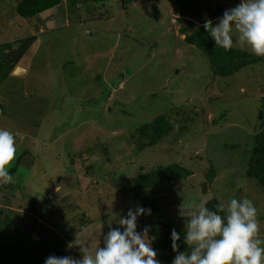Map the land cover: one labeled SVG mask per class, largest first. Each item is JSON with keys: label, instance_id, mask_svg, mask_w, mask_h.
Wrapping results in <instances>:
<instances>
[{"label": "rangeland", "instance_id": "1", "mask_svg": "<svg viewBox=\"0 0 264 264\" xmlns=\"http://www.w3.org/2000/svg\"><path fill=\"white\" fill-rule=\"evenodd\" d=\"M19 1L0 0V43L36 39L20 59L25 72L0 84V129L16 135L18 150L10 169L15 183L0 184V231L9 229L14 242L26 234L38 240L56 232L65 242L76 235L95 250L103 246L97 225L114 224L132 204L155 207L150 226L160 217L167 230L182 205L186 221L190 209L212 197L225 205L248 198L264 239V189L246 176L253 136L264 130V58L232 76H213L206 55L179 39L170 0H65V11L44 14L39 33L41 14L18 17L12 11ZM240 3L200 0L202 12L193 19ZM233 49L254 55L246 47ZM158 116L172 130L154 146L137 148L147 140L139 129ZM172 164L193 176L135 189L132 179L141 172ZM10 206L36 212L42 229H30L32 217ZM185 224L177 231L183 240Z\"/></svg>", "mask_w": 264, "mask_h": 264}, {"label": "clouds", "instance_id": "2", "mask_svg": "<svg viewBox=\"0 0 264 264\" xmlns=\"http://www.w3.org/2000/svg\"><path fill=\"white\" fill-rule=\"evenodd\" d=\"M203 27L217 47L231 50L247 48L264 58V0H241L236 7L225 10L217 25L206 20ZM234 33L236 34L234 37ZM16 135L0 129V184H14L10 169L17 160ZM181 208V215L185 217ZM151 215V210L137 207L127 217L115 222L100 245L93 251V242L79 244L82 259L50 255L45 264H159L152 247L149 228L137 231L138 216ZM223 213L224 215L218 214ZM184 243L187 252H179L181 237L172 230V248L177 252L173 264H264V239L260 236L258 210L248 199L233 198L210 211L203 203L187 212ZM123 228V231L120 228ZM69 247H72L70 244Z\"/></svg>", "mask_w": 264, "mask_h": 264}, {"label": "trees", "instance_id": "3", "mask_svg": "<svg viewBox=\"0 0 264 264\" xmlns=\"http://www.w3.org/2000/svg\"><path fill=\"white\" fill-rule=\"evenodd\" d=\"M62 0H20L15 7V14L22 19H32L45 11L61 5ZM178 19L181 24L179 27L180 34L184 35L183 42L202 51L209 62L213 76L222 78L232 76L241 69L252 66L262 61L261 57L250 55L236 49L225 50L217 47L215 42L211 41L208 32L203 27L206 20H211L213 25L216 18H222L225 9L223 7L214 10H206L204 19L197 22L193 17L201 14L200 0H173ZM38 30V28H36ZM35 36H28L14 42H5L0 44V84L9 77L22 56L32 45ZM262 118L264 122V102L261 106ZM172 130V125L164 116L156 117L152 122L142 126L138 131L140 139L147 140L141 142L137 148L142 149L145 146H154L160 139L166 137ZM134 135H132V139ZM254 150L251 155L246 176L255 179L258 185L264 189V130L257 132L253 136ZM13 174V172H10ZM193 172L179 164L169 166H158L148 172H141L132 179L135 189L143 191L154 187H164L171 182L179 180H188ZM215 176V170L211 166L209 172L205 174L206 184L211 186ZM182 189V188H181ZM220 202L212 197L203 203L210 211H217V205ZM144 207V204L141 205ZM2 209V214L6 209ZM21 209V208H19ZM31 211V208H28ZM31 213L35 216L36 212ZM224 215L223 213H218ZM47 220V219H46ZM49 220V219H48ZM51 221V220H50ZM5 224V223H4ZM51 224L48 222V225ZM1 226H6L1 225ZM8 227V226H7ZM9 229L0 231V264H38L43 258L52 254L63 247L65 244L64 235L59 236L58 233H52V236H40L36 241L30 240L26 234L25 241L14 242L8 236ZM179 252H187L188 246L183 239L178 242ZM155 251L160 249H168V253L163 254L162 258L168 264H173V260L177 252L172 248V239L167 235L166 239L159 237L153 242Z\"/></svg>", "mask_w": 264, "mask_h": 264}, {"label": "crops", "instance_id": "4", "mask_svg": "<svg viewBox=\"0 0 264 264\" xmlns=\"http://www.w3.org/2000/svg\"><path fill=\"white\" fill-rule=\"evenodd\" d=\"M17 1H19V0H17ZM134 1H140V0H134ZM148 1V0H147ZM170 2H171V4H172V7H173V9H172V13H171V21L173 22V18H174V12H173V10H174V8H175V6H174V3H173V0H170ZM18 4V2H16V4H15V6ZM131 6H133V3L131 4ZM55 9H58L59 10V13L61 12H63V11H65L66 10V7H65V0H62V3H61V5H59V6H57V7H54V8H52L51 10H48V11H52V13H54L55 12ZM48 11H45L43 14H41V16L38 18V26H37V28H38V30H35L36 31V33H39V32H41V25L43 24V21H44V14L46 13V12H48ZM13 13H15V10L14 11H12ZM47 16V15H46ZM45 16V17H46ZM53 16V15H52ZM220 18H216L214 21L216 22L217 20H219ZM214 22V23H215ZM181 26V25H180ZM179 26V27H180ZM175 30H176V26H175ZM177 32H178V37H179V39H181V40H183L184 39V35L183 34H180V32H179V30H177ZM90 34V33H89ZM35 37H36V35H35ZM35 41V40H34ZM2 43H5V42H2ZM1 44V43H0ZM20 62L21 61H19V63H18V66L15 68V69H17V71H18V68H19V70H21V71H19V73L16 71L15 73L13 72L10 76H14V77H18V75L21 73H24L25 72V69L22 67V65L20 64ZM193 176V175H192ZM189 178H191V177H189ZM162 186H160V187H154L155 189H158V188H161ZM152 189V188H151ZM154 202V204L155 203H157V202H162V199H160V201H153ZM200 202V201H199ZM137 204V203H136ZM129 205V204H128ZM141 207V205H135L134 206V204H132V206H127V207H125L123 210H121V211H123L122 213H121V216L120 217H127V214L125 213V212H128L129 210H133V211H135V209L137 208V207ZM2 208V207H1ZM5 208V207H4ZM8 208V210L9 211H12V212H14L15 214L16 213H20V214H22V215H27L28 217L30 216V217H32L31 219H33V223H31V225H29V227H30V229L32 228V227H34V228H37V226H38V224H36V220H39V221H41L40 219H37V218H35V216H33V214L31 215V214H28V213H26V212H23V210L22 209H19L18 207H16V208H18V209H15V208H12L11 206L10 207H7ZM154 209H155V207H153V208H151V215H146V216H144V217H142V219H144L145 221L142 223V225H140V223L142 222V219L140 220V216H138V219H137V231L138 232H140V233H143V230H144V228L147 226L148 228H149V237L151 238V240H152V247H153V242L154 241H156V239L159 237L160 239H166L167 238V235L169 236L170 235V237H171V231L173 230V229H175L176 230V232L177 231H179L180 230V225L182 224V223H184V222H186V221H184V217L180 214V215H177V219L176 218H172L171 219V222L169 223L170 224V229L171 230H169V228L167 227V230H164V226L166 225L165 224V222L162 220V219H160V217L156 220V222H154V226H150V219H151V217L153 216V214H154ZM178 211H180V210H178ZM118 213H120V211L118 212ZM182 217V219L180 220V221H178V219L179 218H181ZM150 218V219H149ZM16 219V218H15ZM34 219H36V220H34ZM16 222V221H15ZM52 222V221H51ZM3 223H5L6 225H7V221L6 222H3ZM17 223V222H16ZM179 223V224H178ZM176 224V225H175ZM157 225H158V227H157ZM164 225V226H163ZM168 225V224H167ZM41 226V227H40ZM42 226L43 225H39V227L37 228V229H42ZM82 226V225H81ZM98 226V228H99V240L102 242L103 241V239H104V237H106V235H107V233L110 231V227H109V224H103V225H101V226H99V225H97ZM111 227H120L119 225H117L116 224V222H114V224H112L111 225ZM120 230L121 231H123V228L121 227L120 228ZM159 230H160V232H159ZM39 232H42L41 230H39ZM82 232V231H81ZM181 237H182V235L181 234H179ZM37 236H39V235H37ZM65 237V236H64ZM74 237H76V235L75 236H73V238L72 239H70V241L68 240H66L67 242H65V244L63 245V247L62 248H60L59 250H57V251H55V252H52V255H55V256H57V257H64V256H69V257H73V258H75V259H82V254H81V252H80V246H79V244H84L85 243V240L84 239H82V237H79V239L78 240H75L74 239ZM35 238V237H34ZM33 241H36L37 240V238L36 239H32ZM72 245V247H69V245ZM103 244V242L101 243V245ZM104 246V245H103ZM103 246H101V247H103ZM93 251H95V250H93ZM156 253H157V260H163V263L162 264H167V262H166V260H164L163 258H162V255L163 254H166V253H168V249H160V250H157L156 251ZM51 255V254H50ZM44 259V258H43ZM46 260V259H45Z\"/></svg>", "mask_w": 264, "mask_h": 264}, {"label": "water", "instance_id": "5", "mask_svg": "<svg viewBox=\"0 0 264 264\" xmlns=\"http://www.w3.org/2000/svg\"><path fill=\"white\" fill-rule=\"evenodd\" d=\"M88 33H90V32L88 31ZM261 114H262V111H260V113H259V118L260 119L262 118Z\"/></svg>", "mask_w": 264, "mask_h": 264}]
</instances>
